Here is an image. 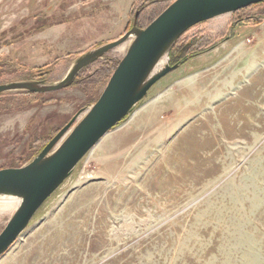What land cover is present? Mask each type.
<instances>
[{"label": "rangeland", "instance_id": "obj_1", "mask_svg": "<svg viewBox=\"0 0 264 264\" xmlns=\"http://www.w3.org/2000/svg\"><path fill=\"white\" fill-rule=\"evenodd\" d=\"M140 1L0 0V85L61 81L82 55L142 30L139 16L163 0ZM191 40L207 46L193 56ZM129 43L64 89L1 94L0 169L26 165L81 118L109 79L83 88L86 69L118 62ZM169 64L0 264H264V2L191 27Z\"/></svg>", "mask_w": 264, "mask_h": 264}, {"label": "water", "instance_id": "obj_2", "mask_svg": "<svg viewBox=\"0 0 264 264\" xmlns=\"http://www.w3.org/2000/svg\"><path fill=\"white\" fill-rule=\"evenodd\" d=\"M261 2L264 0H174L146 28L133 27L118 40L79 57L59 82L23 81L0 85V95L45 94L64 89L83 68L130 40L98 99L75 124L78 115L26 165L0 169V196L9 194L20 198L0 232V258L26 230L43 203L71 175L78 162L131 113L158 80L176 69L177 65L169 64V52L183 33L204 21ZM160 57L165 59L163 66L150 74Z\"/></svg>", "mask_w": 264, "mask_h": 264}, {"label": "trees", "instance_id": "obj_3", "mask_svg": "<svg viewBox=\"0 0 264 264\" xmlns=\"http://www.w3.org/2000/svg\"><path fill=\"white\" fill-rule=\"evenodd\" d=\"M142 1L144 3H147L149 0H141L140 2H142ZM166 3H168V2L165 1V0L160 1V2L152 3V5L150 6L151 7L150 10L147 12V15L143 19L139 16V18H138V27L141 28V29L146 28L163 10H165L169 6V4H166ZM186 44L187 43H184L183 41L178 40L176 45H175V50L179 51L184 46H186ZM206 46L207 45L201 43V40H196V41L195 40H191L189 45L187 46V48L189 49L188 52H190V54H192L194 56L201 49H205ZM171 59H173V57H171ZM117 64H118V62H116L114 60H105V61L101 62L100 64H98V66H96V67L93 65V66L87 68L86 72H88V73L91 72L92 75L90 76V78H88V77L85 78L83 80V82H80L79 84H81V87H83V88H89V87H91L93 85H96L98 83L97 79L101 80L102 77L105 76L104 73L106 71H109V74L107 76V78H109V76L115 70ZM35 95H37V94H34V93H22V94L16 95V97L18 96V97H23V98L29 99V98H34ZM96 100L93 103H95ZM44 146H45V144L43 146H41L39 149H37L35 151V154H33V155L36 156L41 151V149Z\"/></svg>", "mask_w": 264, "mask_h": 264}, {"label": "bare ground", "instance_id": "obj_4", "mask_svg": "<svg viewBox=\"0 0 264 264\" xmlns=\"http://www.w3.org/2000/svg\"><path fill=\"white\" fill-rule=\"evenodd\" d=\"M164 62H165V59H163V58L161 59V57H160L158 59V61L156 62V65L154 66V68L150 74L158 72L161 69V67L163 66ZM79 119H80V117L77 119V121ZM77 121H75L74 124ZM19 202H20V198L17 196H13V195H9V194H3L2 196H0V215L12 212V210L14 211L16 209V207L19 205Z\"/></svg>", "mask_w": 264, "mask_h": 264}]
</instances>
